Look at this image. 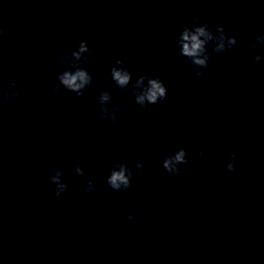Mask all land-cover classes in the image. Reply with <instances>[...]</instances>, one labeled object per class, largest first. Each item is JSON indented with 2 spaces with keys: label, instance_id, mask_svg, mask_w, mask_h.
<instances>
[{
  "label": "clouds",
  "instance_id": "obj_1",
  "mask_svg": "<svg viewBox=\"0 0 264 264\" xmlns=\"http://www.w3.org/2000/svg\"><path fill=\"white\" fill-rule=\"evenodd\" d=\"M205 3L216 5L217 7H223L225 0H205ZM115 19V17H113ZM188 21L181 25V31L173 36V42L179 49L180 55L187 58V63L191 68L193 74L197 78H206V73L200 71V69H207L210 66L211 53L208 50L209 43L214 45L212 51L217 55H226L233 47L237 45V38L235 35L228 34L223 26H216L215 32L211 30L210 21H202L199 16H189ZM199 25V26H197ZM7 33V25L0 21V40H2ZM73 44L77 47L74 50L65 51L61 50L56 57V64L62 65L58 71L55 81L51 82L49 87L53 94L60 91L61 87L70 93H74L76 96H82L84 90L93 85V77L87 70V66L91 63L92 49L89 46L87 40H82L79 37L73 38ZM264 47V33L256 36L255 42L251 44V48L255 50L257 46ZM157 47H160L159 42ZM70 58V59H66ZM248 63L253 67H260L264 64V57L259 53L253 55ZM132 81V74L128 67L121 59H117L115 65L110 68V79L106 81V84H101L97 88L98 96L97 103L100 106L98 117L111 124L117 123V115L122 111L119 105L113 104L112 94L106 90V87H111L113 82L118 89H128L130 82ZM146 82V83H145ZM10 88L15 89L17 87L15 81L11 82ZM130 94L134 97V103L143 108H147L148 105H155L167 97V88L164 81L160 77H154L152 74L140 75L134 82L131 83ZM0 96L3 99L15 104L20 97L19 91H3L0 88ZM111 105V111L108 107ZM228 118L225 119V123H229ZM264 126V123L258 125ZM122 134L127 133L129 128L124 125L120 129ZM264 140V134L257 138V142ZM194 145L187 144L186 147H181L177 150L169 152L163 158L161 167L170 176L181 175L182 166L187 165L188 151L194 149ZM196 155L200 157L204 162L207 161L204 151L201 149L196 152ZM151 161H145L140 157H136L132 164L137 172L143 176L146 164H150ZM245 162L237 159V153L230 151L227 154V161L221 162V171H227L229 173H235L237 168H243ZM76 173L84 177L83 186L80 191L87 193L90 197H98L99 190L94 184L93 180L86 174V170L79 164H75ZM65 166L61 163H55L50 166L48 170V190L52 192L55 197L62 196L68 191V183L62 178L65 175ZM134 174L132 167H129L126 162H116L107 177V184L111 189L115 191H126L132 185ZM75 201H72L74 203ZM129 222L134 220V216L129 214L127 216ZM152 214L144 213L137 221V231L147 232L152 224ZM198 230L201 233L211 231L214 225L207 219H202L198 224ZM125 238L131 235V232L127 225L123 230Z\"/></svg>",
  "mask_w": 264,
  "mask_h": 264
}]
</instances>
